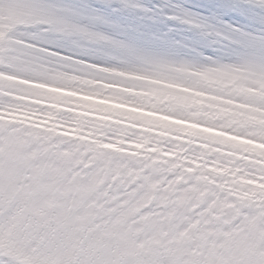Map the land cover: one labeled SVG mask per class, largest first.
I'll return each mask as SVG.
<instances>
[{"label":"snow or ice","instance_id":"obj_1","mask_svg":"<svg viewBox=\"0 0 264 264\" xmlns=\"http://www.w3.org/2000/svg\"><path fill=\"white\" fill-rule=\"evenodd\" d=\"M0 264H264V0H0Z\"/></svg>","mask_w":264,"mask_h":264},{"label":"rangeland","instance_id":"obj_2","mask_svg":"<svg viewBox=\"0 0 264 264\" xmlns=\"http://www.w3.org/2000/svg\"><path fill=\"white\" fill-rule=\"evenodd\" d=\"M145 2H149V0H145ZM150 2L154 3V2H155V0H150ZM192 2H193V3H195V2H196V0H192Z\"/></svg>","mask_w":264,"mask_h":264}]
</instances>
